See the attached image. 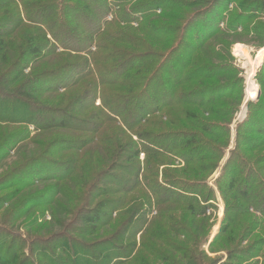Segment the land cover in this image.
I'll return each instance as SVG.
<instances>
[{
  "label": "trees",
  "instance_id": "trees-1",
  "mask_svg": "<svg viewBox=\"0 0 264 264\" xmlns=\"http://www.w3.org/2000/svg\"><path fill=\"white\" fill-rule=\"evenodd\" d=\"M75 1L64 0L61 4L58 0H0V130H6L0 141V158L22 140L29 126L39 136L51 134V140L45 142L37 156L0 176V208L10 205L4 215H15L17 219L28 207H54V213L60 206L59 196L79 203L69 223L57 232L48 227L42 238L25 241L0 228V264H126L132 258L134 238L139 233L155 239L150 245L142 243L141 248L162 262L170 263L169 256L161 250L165 246H175L183 257L193 259L191 249L197 241L189 234L190 227L196 216L205 217L214 200L206 176H199L209 166L202 163L221 159L222 147L228 146L229 129L202 118L199 111L192 113L190 131H163L160 127L155 133L147 128L151 125L149 119L180 105L210 107L235 93L238 102L241 100L240 79L213 83L237 70L231 65L203 61L201 54L212 53L213 41L228 46L230 30L250 25L252 19L264 14V0L242 2L240 12L231 15L225 30H220L219 25L231 13L230 0H147L134 13L150 12L144 16L148 18L152 9L167 5L166 10L178 13L150 20L142 25L140 36H128L133 49L142 47L144 53L132 55L127 48L115 47L111 49L114 61L106 66L97 64L104 62L98 55L91 59L80 55L89 53L103 34L102 21L109 0ZM198 5L203 8L189 10ZM28 22L37 28H27ZM248 31L264 33V21L256 22ZM73 52L81 58L58 61L63 57L58 53ZM168 61L173 69L165 66ZM27 69L30 72L26 75ZM261 72V99L249 104L247 117L236 133L235 149L215 182L226 204L217 238L227 226L249 222L247 225L255 229L264 220V168H259L264 164V150L254 154L264 148V63ZM161 74L168 77V87L167 81L160 80ZM114 82L123 91L111 90ZM80 84L85 85L84 90L74 94L73 89ZM97 100L99 106L95 105ZM107 128L114 130L112 136L104 133ZM216 136L218 140L225 139L221 147L209 140ZM240 145L249 158L240 156ZM65 152L82 153L56 160L44 158ZM140 153L144 154L142 162ZM163 159L183 163L181 173L185 178L177 176L179 171L160 169L168 165ZM80 163L82 178L77 176ZM31 179L51 185L44 191L36 189L19 196L28 187L25 181ZM71 184L79 192L68 195L66 188ZM134 193L137 194L129 197ZM153 209L159 215L148 221ZM121 210L124 212L117 216ZM250 210L257 212L260 219ZM101 227L110 228L106 237L99 235ZM169 234L175 238L188 236L186 241L190 242L175 244ZM26 246L27 254L23 251ZM240 246L237 243L233 251L240 255L235 258L241 263L254 260L264 248V240Z\"/></svg>",
  "mask_w": 264,
  "mask_h": 264
},
{
  "label": "rangeland",
  "instance_id": "rangeland-1",
  "mask_svg": "<svg viewBox=\"0 0 264 264\" xmlns=\"http://www.w3.org/2000/svg\"><path fill=\"white\" fill-rule=\"evenodd\" d=\"M29 2H35L37 0H28ZM61 4L64 2V0H58ZM147 0H109L107 2L108 10L107 13L102 21V28L104 30L103 34L97 38V41L90 47L88 50L89 53H82L80 56L82 58L89 57V59L93 58L92 55H98V58L101 60H104V62H97L99 66H106L111 63H113V57L111 49L115 47H119L122 50H126L127 52L131 53L132 55L136 54H142L144 53V49L142 47H138L137 49H133L132 41L130 37L128 36H140L142 25L148 24V22L151 20H158L162 18L165 14H177L178 11H172V10H166L165 8L169 7H161L152 9L151 11V17L144 18L145 15H147L150 12H135L134 9L136 7H139L140 4L144 3ZM170 1V0H169ZM187 3L195 2V0H184ZM212 1V0H209ZM230 4L228 5V10L230 15L228 14L224 17L223 21L220 23L219 28L220 30L227 29V25L230 22L231 15L233 13L240 12V5L245 0H230ZM48 2V0H46ZM76 3L79 2V0L75 1ZM59 3V4H60ZM224 4V3H223ZM222 4V5H223ZM201 6V7H200ZM189 7L191 9L189 10H200L203 8L202 5ZM61 7V6H60ZM23 9H20L22 11ZM180 10H183L182 8ZM184 10H187L184 8ZM192 10V11H193ZM191 11V12H192ZM191 13L190 11H186ZM64 20V19H63ZM258 21H264V14L258 17V19H252V22L250 25H245L242 27H238L235 31H231L228 33L229 38L226 40L228 41V46H224L222 42H219L217 40L216 42L213 41L214 47L211 54H208L207 52H198L197 55H202L203 61L206 62H213L214 64H227L228 66L231 65V69H236L237 72L229 73V75H223V77H219L213 80V83L224 81H229L235 79H240L241 81V92H242V98L238 102L236 99V93L232 95L231 98H225L222 99L220 102L216 104L210 105V107H206L203 109H198L197 107L187 106V105H180L175 106L169 109H166L162 111L161 113L155 114L153 117H151L150 123L147 128L152 132H158L161 130L163 131H182V130H191L190 123L192 122V113L199 111V114L202 118L211 120L215 124L224 125L229 129V138H228V146L222 147V157L219 161H209L208 163H202L204 165L209 164L206 171L200 173V177L206 176V182L207 186L212 189L214 193V200L212 202V208L208 209L206 212L205 217L203 216H196V221L193 225V227H190V235L194 238V240L197 241V244L195 247H193V250L191 249V253L193 255V259H189L188 257H183L178 249L174 247H164L161 250H164L166 253V256H169L170 263L162 262L157 256L149 255L146 253V251L142 250L141 246L142 243L147 242L149 245L155 241L153 237L147 236L143 237L142 233H139L134 238L135 242V249L134 253L131 256V260L129 263L126 264H172L171 262H174L175 264H264V248H262V251L254 260H247L243 262H239L238 259H236V256H240L237 253H234L235 246L237 243H240L241 248H245L249 246L251 243L258 241L260 238L264 240V220L262 219L259 224H257L255 229H251V226L249 227L247 224H238V225H231L227 226V229L225 233L222 235L216 237L219 235V232L222 228L223 220L225 217V207L226 204L220 197L217 188H216V180L220 175L221 169L225 162L227 161L230 153L235 149V137L238 130V127H240L243 122L245 121L247 114H248V106L250 103L257 104L259 102V99H261L262 95V88L259 86L258 78L259 74H262L263 70V63H264V33L254 34L253 32H250L248 30H251L254 26V24ZM169 22V21H168ZM172 24L171 22H169ZM27 28L30 29H36L35 24L32 23H25ZM43 30V27H41V31ZM20 32V31H18ZM17 32V33H18ZM127 34V35H126ZM126 35V36H125ZM18 38H16V41ZM225 40V39H224ZM156 47L155 49H157ZM263 51V52H262ZM164 52V51H163ZM60 55L63 54L62 58H58V61L67 60L68 58L71 59L69 61L79 59L78 57L74 56V52L71 54L68 53H58ZM88 55V56H87ZM121 55V54H118ZM184 58L186 57L184 53L181 54ZM81 58V57H80ZM117 59V58H116ZM47 60V59H46ZM154 62V61H149ZM157 62V61H155ZM167 62V61H166ZM43 63H40L42 65ZM49 65V64H48ZM167 68L173 69V64L168 61V63L165 64ZM42 69L43 67H39ZM232 71V70H230ZM29 69L25 71V74H29ZM98 78V76H97ZM166 75L161 74L160 80L166 82L167 81ZM205 81H200V83H204ZM169 84V80L167 81V87ZM196 83H193V85ZM116 85L114 84L109 87L111 90L115 91H123L120 90ZM198 85V84H197ZM166 86V85H165ZM85 85L80 84V86L76 87L74 90V94H79L84 90ZM87 88V87H86ZM108 88V87H107ZM166 88V87H165ZM186 88V87H185ZM64 89L61 91L63 93ZM69 93H72L71 91H67ZM67 92L65 94H67ZM150 91L149 93H151ZM95 105L99 106L100 101L97 100ZM115 118V116L110 115ZM112 126H117V124H113ZM17 128H23V126L18 125ZM6 130H0V141L4 138ZM26 135L24 134L20 140L9 152L6 156H3L0 158V176L8 171H10L12 168H14L18 164H22L27 159L31 157H35L38 155L39 152L42 151L44 148L45 142L48 140H51V134L49 135H43L39 136L38 132L35 130L34 127L29 126L26 130ZM104 133L111 135L114 133L113 129H106L104 130ZM221 134V133H219ZM129 135V134H128ZM134 140H137L136 137L132 136ZM211 140V144L214 146H220L222 142L225 140L223 138H219L218 136L209 139ZM241 146V145H240ZM244 147H240L239 152L240 156H245L246 152H244ZM264 150V148H258L255 150L254 154H257L258 152ZM83 152V151H82ZM82 152H74V153H60L56 155H50L45 156L44 158L49 159H57V158H68L72 154H78L80 155ZM249 158V157H248ZM144 160V154H139V161L142 162ZM165 161L166 166L161 167L165 168L167 171H179L177 173V176H184V174L181 173V170L184 168L183 163L181 162H172L168 159H163ZM37 162V161H36ZM35 163V162H34ZM33 164V163H32ZM36 166L38 165V162L35 163ZM201 164V165H202ZM82 164L80 163L78 171V177L82 178ZM216 166V167H214ZM214 167V168H213ZM259 168H264V164L260 165ZM29 170V168H27ZM176 169V170H174ZM80 174V175H79ZM262 174V173H261ZM185 178V176L183 177ZM90 181V180H89ZM26 186L21 190V195H24L26 193H31L33 190L38 191L36 189H40L39 191L48 188L51 183H46L44 181L40 180H27L25 181ZM13 190V189H12ZM12 190H8L6 192H11ZM67 191H69V194H75L76 191H78V187H76L74 184L69 185L66 188ZM140 191L142 190L139 189ZM44 191V190H43ZM5 193V192H4ZM2 193V194H4ZM137 193H134L133 195H130L129 197H133ZM18 196V197H19ZM49 196V195H48ZM58 201H60V206L56 207L53 213L54 207L49 208H26L27 212L20 218L15 219V215L11 218H7V215H4V211L6 208H8L10 205L4 204L2 208H0V228L7 232H12V234H17L21 239L23 240H29L34 237L42 238L45 235V231H47L48 227L51 231L57 232L59 229H61V226L63 224L69 223V220L72 219L73 214L75 212V208L79 206V203H75L70 198H66V196H59L57 197ZM18 199V198H17ZM48 202L49 199H46ZM71 201V202H70ZM16 202L13 201V203ZM72 203V204H71ZM137 203V202H136ZM66 208V209H65ZM125 209V206L123 207ZM124 212L121 210L120 212H117L116 215L119 216ZM251 213L255 214L256 217L260 219V215L257 212H254L253 210H250ZM33 214V215H32ZM32 215V216H31ZM158 211H155L154 209L148 216V221H151L154 217H158ZM55 216V217H54ZM72 216V217H71ZM113 215V217H117ZM13 218V219H12ZM49 224H52L50 227ZM242 225V226H241ZM145 229V228H144ZM155 229V228H153ZM110 228L107 227H101L100 228V234L101 237H106L108 234L106 233ZM109 232V231H108ZM73 237L82 239L84 237L77 235L76 233H70ZM98 235V236H99ZM106 235V236H104ZM172 237V241L175 244H179L178 242L185 241V244H188L190 241H186L188 236L186 237H174L171 234H169ZM46 236V235H45ZM78 236V237H77ZM217 238V239H216ZM86 240H91L93 238H85ZM143 241V242H142ZM234 248V249H233ZM24 253L27 254L29 252V247H24ZM243 255V254H242ZM240 258H245L240 257Z\"/></svg>",
  "mask_w": 264,
  "mask_h": 264
},
{
  "label": "bare ground",
  "instance_id": "bare-ground-1",
  "mask_svg": "<svg viewBox=\"0 0 264 264\" xmlns=\"http://www.w3.org/2000/svg\"><path fill=\"white\" fill-rule=\"evenodd\" d=\"M263 51H264V50H263ZM263 51H262V52H263Z\"/></svg>",
  "mask_w": 264,
  "mask_h": 264
}]
</instances>
